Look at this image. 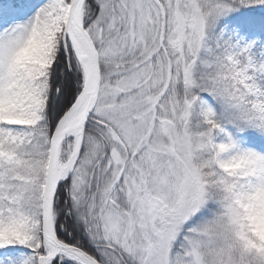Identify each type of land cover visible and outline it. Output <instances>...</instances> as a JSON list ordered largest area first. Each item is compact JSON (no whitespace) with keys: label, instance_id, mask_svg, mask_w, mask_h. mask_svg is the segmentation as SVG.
Listing matches in <instances>:
<instances>
[{"label":"snow or ice","instance_id":"obj_1","mask_svg":"<svg viewBox=\"0 0 264 264\" xmlns=\"http://www.w3.org/2000/svg\"><path fill=\"white\" fill-rule=\"evenodd\" d=\"M0 264H264V0H0Z\"/></svg>","mask_w":264,"mask_h":264}]
</instances>
